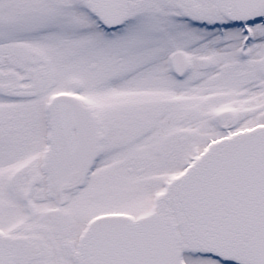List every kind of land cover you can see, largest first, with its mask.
Listing matches in <instances>:
<instances>
[{"label":"snow or ice","instance_id":"snow-or-ice-1","mask_svg":"<svg viewBox=\"0 0 264 264\" xmlns=\"http://www.w3.org/2000/svg\"><path fill=\"white\" fill-rule=\"evenodd\" d=\"M0 264H264V0H0Z\"/></svg>","mask_w":264,"mask_h":264}]
</instances>
